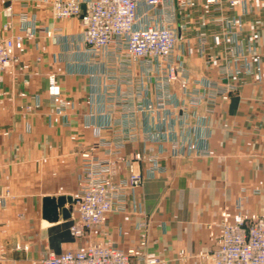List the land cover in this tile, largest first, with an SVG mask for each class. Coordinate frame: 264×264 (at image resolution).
<instances>
[{
	"label": "crops",
	"instance_id": "0c3cea01",
	"mask_svg": "<svg viewBox=\"0 0 264 264\" xmlns=\"http://www.w3.org/2000/svg\"><path fill=\"white\" fill-rule=\"evenodd\" d=\"M238 1L139 8V27L167 16L178 36V79L160 94L166 71L128 63L120 44L92 52L78 18L52 19L53 0H0V39L32 32L0 83V264L140 242L166 264H196L221 210L264 214V0ZM95 145L97 158L116 163L114 181L128 178L135 153L147 178L75 240L61 210L55 223L42 219V200L76 195L81 155Z\"/></svg>",
	"mask_w": 264,
	"mask_h": 264
},
{
	"label": "built area",
	"instance_id": "2783aa9c",
	"mask_svg": "<svg viewBox=\"0 0 264 264\" xmlns=\"http://www.w3.org/2000/svg\"><path fill=\"white\" fill-rule=\"evenodd\" d=\"M194 1L89 0L81 4L78 0H53L51 17L56 21L78 18L83 42L94 53L120 44L125 48L128 63H156L159 70L166 71L157 87L161 94L178 79V69L173 62L178 44L177 32L170 25L167 16L158 25L139 27V8L190 6ZM203 1L206 5L217 2ZM238 3V0H231L233 6ZM9 11L7 9V13ZM31 37V29L26 28L22 34L0 39V83L3 74L11 71L16 64L17 54L25 41ZM48 79V94L58 96L60 88L54 75H50ZM190 102L192 106L197 105V93H192ZM96 149L95 145L81 155L79 187L76 195L71 198L69 233L75 240L87 238L96 228L106 223L108 216L121 208L127 193L139 187L147 178V172L143 168L145 158L135 153L128 160V178L114 181L116 163L97 158L94 154ZM173 149L176 151V146ZM147 160L153 163L149 169L151 172H161L156 158ZM214 225L217 227L216 232L209 227L211 247L192 257L196 264H264V214H235L225 208L220 211L219 221ZM144 248V242L127 252L110 243H89L86 248L74 252H51L46 258L32 264H166L156 254L146 253ZM190 258L191 256H187L186 259Z\"/></svg>",
	"mask_w": 264,
	"mask_h": 264
},
{
	"label": "water",
	"instance_id": "95a60500",
	"mask_svg": "<svg viewBox=\"0 0 264 264\" xmlns=\"http://www.w3.org/2000/svg\"><path fill=\"white\" fill-rule=\"evenodd\" d=\"M71 203L70 197H44L42 200V219L48 223H55L59 219V210L64 220L69 219L70 213L68 209L63 208L66 204Z\"/></svg>",
	"mask_w": 264,
	"mask_h": 264
},
{
	"label": "rangeland",
	"instance_id": "374dc122",
	"mask_svg": "<svg viewBox=\"0 0 264 264\" xmlns=\"http://www.w3.org/2000/svg\"><path fill=\"white\" fill-rule=\"evenodd\" d=\"M2 133H3V131H2ZM0 136H2L1 134H0ZM7 224L5 223V225L3 226V230L5 231V232H7L8 231V228H7ZM158 256V255H157ZM187 256H190L189 254H186L185 256H184V260L186 261V260H188V259H186L187 258ZM183 259H181V260H183Z\"/></svg>",
	"mask_w": 264,
	"mask_h": 264
}]
</instances>
